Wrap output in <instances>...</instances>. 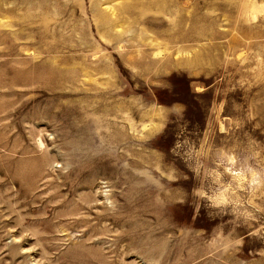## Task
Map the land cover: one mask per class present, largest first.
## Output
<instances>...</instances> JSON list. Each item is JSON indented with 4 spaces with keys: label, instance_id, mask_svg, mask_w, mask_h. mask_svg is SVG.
Returning <instances> with one entry per match:
<instances>
[{
    "label": "rangeland",
    "instance_id": "374dc122",
    "mask_svg": "<svg viewBox=\"0 0 264 264\" xmlns=\"http://www.w3.org/2000/svg\"><path fill=\"white\" fill-rule=\"evenodd\" d=\"M0 264H264V0H0Z\"/></svg>",
    "mask_w": 264,
    "mask_h": 264
},
{
    "label": "clouds",
    "instance_id": "9594fccd",
    "mask_svg": "<svg viewBox=\"0 0 264 264\" xmlns=\"http://www.w3.org/2000/svg\"><path fill=\"white\" fill-rule=\"evenodd\" d=\"M226 159L229 161V166L225 167V171L231 173L232 176V180L235 181V188H239V187H243L244 182L247 180L252 184H257L260 183V181H258L257 177H258V173L253 170V169H249L248 172L250 173V175H246L244 171L242 170H234L230 165L232 162H234L235 160V156L234 154L231 153H225ZM214 171V179L219 181L220 179V173L219 172H215ZM235 188L232 186L231 183L224 185L223 187L219 188L216 192L212 193V194H208L206 193L203 188H197L195 189L197 195H199L200 197H205L207 196V199L211 202V204L213 205H218V204H223L228 202L229 200V196L228 193L229 192H234ZM239 241H235V243H238ZM228 243H233L231 241H229ZM228 243L224 244V247L228 246Z\"/></svg>",
    "mask_w": 264,
    "mask_h": 264
},
{
    "label": "bare ground",
    "instance_id": "6f19581e",
    "mask_svg": "<svg viewBox=\"0 0 264 264\" xmlns=\"http://www.w3.org/2000/svg\"><path fill=\"white\" fill-rule=\"evenodd\" d=\"M35 4V3H34ZM100 7V6H99ZM2 9V8H1ZM191 9V8H190ZM188 11V10H187ZM108 18V17H107ZM104 19V18H103ZM102 19V20H103ZM111 25V24H110ZM118 25V24H117ZM108 26V25H107ZM117 27V26H116ZM198 34V33H197ZM65 37V36H64ZM152 42V41H151ZM125 44V43H124ZM81 47V46H80ZM93 49V48H92ZM130 51V50H129ZM139 52V51H138ZM109 60V59H108ZM199 62V61H198ZM196 64V63H195ZM188 65V64H187ZM41 66H42V64H41ZM83 75V74H82ZM148 129V133L150 134V133H153L157 128H156V126H151V127H149V128H147Z\"/></svg>",
    "mask_w": 264,
    "mask_h": 264
}]
</instances>
